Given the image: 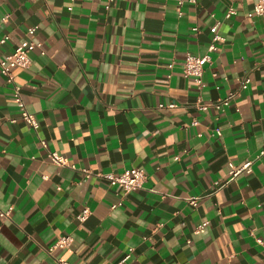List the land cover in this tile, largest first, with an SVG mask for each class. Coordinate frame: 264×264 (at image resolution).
<instances>
[{"label": "crops", "instance_id": "crops-1", "mask_svg": "<svg viewBox=\"0 0 264 264\" xmlns=\"http://www.w3.org/2000/svg\"><path fill=\"white\" fill-rule=\"evenodd\" d=\"M256 2L197 0L179 15L176 0L108 10L106 0H0V56L31 27L44 50L14 70L37 130L0 73V264H59L47 250L60 236L73 238L56 254L69 264H264V15L247 17ZM216 22L224 42L200 90L183 66L207 53ZM248 162L252 172L230 180L229 165ZM130 169L148 179L127 195L96 176Z\"/></svg>", "mask_w": 264, "mask_h": 264}, {"label": "built area", "instance_id": "built-area-1", "mask_svg": "<svg viewBox=\"0 0 264 264\" xmlns=\"http://www.w3.org/2000/svg\"><path fill=\"white\" fill-rule=\"evenodd\" d=\"M73 1V0H72ZM135 1H141V0H135ZM235 1V0H233ZM114 0H106V6L105 9L108 10ZM177 6H178V14L181 15V8L185 4L189 5H196L197 0H176ZM71 10V8H70ZM237 12L236 10L230 6L228 10L226 11L224 18L230 19L234 16H236ZM264 15V0H257V2L253 5L251 11L248 13L247 17L249 19H253L255 17H261ZM9 15L5 17L7 19ZM4 19V20H5ZM219 26L220 22H216L210 29L211 33V40L208 45L207 53L202 57H194L191 55H188L185 58L184 66H183V75L187 79H192L197 87L201 90L204 88L205 84L203 81L204 76V69L205 67L212 62L213 54H215L217 51H219L218 44L224 42V38L220 35L219 32ZM36 32V27H31L27 30V36L28 39L21 42L15 50L7 54L5 56H0V73L3 75L7 83L11 84L13 86V100L17 106V109L20 114V119L26 123L28 126H30L32 129L37 130L39 128V123L36 119V117L31 114L27 107L26 103L22 97L21 88L14 84V70L16 69H27L30 66V54L36 50H39L41 54H44L43 46L41 43L36 42L33 40V35ZM194 33L198 32L197 28L193 29ZM9 41V37H3L0 39V48L4 47L7 42ZM250 84V79H246L241 83V88L243 90L247 89L248 85ZM235 98L234 94L228 95L225 99L218 101L213 106L216 110H221L223 107H227L230 105L231 101ZM175 105H169L168 108H175ZM160 108H164V105H160ZM200 109H206V105H200ZM12 123H15V120L11 121ZM195 124V123H194ZM216 134L220 136V131H216ZM40 146L43 149H47V143L44 140L40 141ZM264 154V151L263 153ZM47 157L55 166L58 167H65L69 166V161L66 157L60 155L57 152H51L49 151L47 153ZM71 168H75L74 166H70ZM230 167V180L238 177L242 173L250 174L252 172V162H248L245 165H243L241 168L237 169L234 167L233 164L229 165ZM91 173H88L85 171V178H89ZM97 177L104 179L107 181V183L111 187H121L124 191V194H129L131 192L141 190L143 189L148 177L146 173L140 169H130L127 171H124L121 174H97ZM191 203L194 205L195 200L192 199ZM122 206V203H119L112 208L115 209L117 207ZM91 212L88 208H85L80 214L77 215L76 219L77 221L82 224L86 222L88 217L90 216ZM0 216L2 217H9V212L7 213H0ZM257 244L262 246L264 248V241L257 238L256 239ZM73 244V238L71 236H60L57 237V239L52 243V245L49 246L47 252L50 256L56 258L57 262L59 264H69L67 261H64L62 259H58L56 257V254L58 252L66 251L71 249ZM130 258V255H127L125 259L122 261L121 264L126 262Z\"/></svg>", "mask_w": 264, "mask_h": 264}]
</instances>
